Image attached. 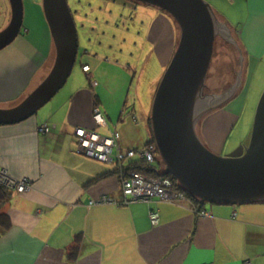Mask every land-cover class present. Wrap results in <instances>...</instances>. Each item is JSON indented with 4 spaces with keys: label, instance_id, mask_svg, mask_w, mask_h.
Returning a JSON list of instances; mask_svg holds the SVG:
<instances>
[{
    "label": "crops",
    "instance_id": "crops-1",
    "mask_svg": "<svg viewBox=\"0 0 264 264\" xmlns=\"http://www.w3.org/2000/svg\"><path fill=\"white\" fill-rule=\"evenodd\" d=\"M230 2L237 14L236 22L231 25L226 17L225 21L237 33L246 52L247 69L251 61L263 64L264 0ZM22 3V29L9 46L0 50L2 110L20 104L45 78L54 59L42 0ZM104 9L107 14L97 15L95 11L92 17L75 20L76 61L59 92L28 119L0 125V168L12 178L27 179L31 184L21 194L11 191L6 205L10 228L0 237V264H264V203L206 204L195 211L190 201L166 203L154 199L129 205L100 201L106 197L117 202L121 197L117 175L101 178L116 166L79 153L73 132L81 127L106 136L116 130L122 150L143 146L151 137L148 122L152 95L161 75L156 80L149 79L152 85L147 97L140 99L137 86L134 99L129 102L123 96L125 76V83L113 88L115 80H110L108 74L103 82H94L96 71L102 67L104 72L115 71L120 76L124 72L127 76L126 70L141 69L138 75L144 81L153 70L162 74L176 48V23L168 15L140 14L128 25L124 20L130 17L127 8L112 5ZM121 15L122 26H127L128 31L115 28ZM10 16L9 0H0V31ZM39 30L48 32V43L33 36ZM122 45L127 52L119 49ZM129 46L134 53L129 52ZM94 52L98 53L93 56ZM104 55L132 63L124 68L119 61L102 59ZM92 61L98 63L95 69ZM84 64L89 67L93 85L82 71ZM104 86L107 88L102 95ZM95 107L102 111L105 126L96 127L93 123ZM226 107L222 109V114H226L219 116L226 117L221 125L216 124L218 119L207 124L208 129L216 130L207 134L205 143L218 154L226 146L236 121L225 112ZM118 108L121 109L115 119ZM42 126L48 132L40 131ZM208 129L206 133L210 132ZM150 210L158 212L156 225L148 219ZM74 244L78 252L70 260Z\"/></svg>",
    "mask_w": 264,
    "mask_h": 264
},
{
    "label": "water",
    "instance_id": "water-1",
    "mask_svg": "<svg viewBox=\"0 0 264 264\" xmlns=\"http://www.w3.org/2000/svg\"><path fill=\"white\" fill-rule=\"evenodd\" d=\"M134 1L166 13L179 29L178 43L157 85L149 116L164 172L200 202L264 203V90L247 144L232 154L217 155L195 131L196 121L205 114L201 115L199 109L203 96L222 94L236 86V78H240L236 95L243 83L246 52L234 30L203 0ZM9 4L11 16L0 31V50L17 38L23 26L22 0H9ZM42 12L54 49L52 67L20 104L0 109V125L16 124L33 116L59 92L73 70L77 30L67 0H42ZM218 26L221 28L217 34ZM219 32L226 38H221Z\"/></svg>",
    "mask_w": 264,
    "mask_h": 264
},
{
    "label": "rangeland",
    "instance_id": "rangeland-1",
    "mask_svg": "<svg viewBox=\"0 0 264 264\" xmlns=\"http://www.w3.org/2000/svg\"><path fill=\"white\" fill-rule=\"evenodd\" d=\"M76 1L77 0H71L70 1L72 8L76 6L75 5ZM203 1H205L224 20L227 18L228 19L227 21H229V23H231V25L233 24L232 22H236L237 14L235 13L236 11L233 10V8L231 7V2L230 1H232V0H203ZM99 2H101V1H99ZM115 3H116V5H120L123 8L126 7V6H127V8L128 7L130 8L129 4L128 5H124L121 2H119L118 0H117V2H114V3L113 2H109V3L106 4V6L102 5V8L103 9L104 8H109L112 5H114ZM80 6H81V4H80ZM96 6H99V5L96 3ZM151 8L152 7H150V9L142 8V7L139 8L138 17H139L140 14L150 16V14L157 12V11L153 12V10H155L157 8L154 9V7H153L152 8L153 10ZM224 11H225L226 14L224 13ZM158 13L159 14H165L167 16L166 13H164V12H162L160 10H158ZM171 20L175 24V21H173L172 18H171ZM108 25H109V22H108ZM175 26H176L175 27V31H176V43H175V45H177L178 39H179V29H178L176 24H175ZM0 27H1V24H0ZM233 28L237 29L235 27H233ZM235 34L237 36V33H235ZM237 38L239 39L238 36H237ZM116 45H118V43H116ZM124 47L125 46L122 45L121 49L126 51ZM131 50L132 51H129V52H133L134 48L132 47ZM95 53H98V52H94V53H92V55L94 56ZM104 57H107L108 61H112L113 63H115V61H119V64L122 67H124V66L126 67L127 63H129V64L132 63V61H130V60L129 61H122L118 57L116 58V60H113L112 57H108L107 55L102 56V59H104ZM92 65H93V69H95L98 66V63L95 64L92 61ZM76 66H77V68H79L78 62L76 64ZM164 71H165V69L162 70V74H160L158 69L153 70V71L149 72L145 76L146 79L143 81V79H141L140 76L138 75V74H141V69L138 70V72H137V71L133 70V68H130V70H128V71L126 70L127 76L124 75V72H121V76H120L119 73H117L115 71H112V73L108 72V71L104 72V69L102 67H98V69L96 71V77H95V79L93 81L96 82L98 80V81L103 82L105 79H107V78H105V75L108 74L112 78V79L110 78V80H115L113 82L114 83L113 88H115L116 85L119 86L120 84L125 83V79L124 78L126 77L127 78V80H126V85L127 86H125V90H124V95L123 96H124V99L128 98V100L130 102V100L133 101V99H134L133 98V96L135 95L134 91H135L137 86H138V93L137 94L139 95L140 99L147 97V92L149 90V87H150V85H152V83L149 81V79L150 80H152V79L156 80L157 77H160V75L162 77ZM131 72H133V73H131ZM82 76H83V80H87L85 75H82ZM245 76H246V79H245ZM246 80H247V82H245ZM130 82H132V83H131V87L129 88L130 91H129L128 95H127L126 91H127V88L129 86ZM86 83H88V82L86 81ZM106 88H107V86H104V90H103L102 95H104V91H105ZM153 88H155V87H153ZM153 88H152V90H153ZM263 90H264V63L263 64L262 63L261 64H258V63L256 64V61H251L250 67L248 69H247V67H245V74H244L243 83L241 84L238 92L227 103V107L224 106L227 109L225 112L228 111L229 114L233 115L236 118V121H235L234 127L230 129L229 137H228V140H227V142L225 144L226 146L223 148V151L220 154L216 153L217 155H219V156L230 155L233 152H235L242 143L243 144L247 143V141L249 139L250 131H251V126H252V122H253L255 109H256L258 100H259ZM155 91L156 90L154 89V92H153L152 96H154ZM138 104H139V102H138ZM121 105H122V102L120 104V107H121ZM224 107L217 108V109H215V110H213L211 112H208V113H206V114H204V115H202L200 117L201 121L196 126V132H197L198 137L200 139H202L204 142L206 141V138H208L207 134H210L211 131L216 130L215 128L208 129L207 128V126H208L207 124L208 123L211 124L214 120L216 121L218 119V122L216 124L221 125V121L223 120V118L224 119L226 118V117H223V118L219 117L220 114H222V112L224 111V110L222 111V109ZM120 109L121 108H118L116 110L115 119H116V116L118 115ZM225 114H222V115H225ZM226 120L228 121V119H226ZM229 122H231V118H230ZM227 124H230V123H227ZM42 127L44 128V126H42ZM207 129L210 131L209 133H208V131L206 133ZM40 131H41V129H40ZM233 148H235V149H233ZM156 154H157L158 159L161 161L157 149H156ZM93 160H95V159H93ZM161 169L164 172V170H165L164 169V165L161 167ZM27 181H29V180H27ZM10 191H14L15 193L21 194V193H19L17 191V189H15L13 187L10 188ZM197 201L199 202L198 199H197ZM165 202L169 203L171 201L170 200H167V201L165 200ZM3 211H4V213L7 214L6 206L4 207Z\"/></svg>",
    "mask_w": 264,
    "mask_h": 264
},
{
    "label": "built area",
    "instance_id": "built-area-1",
    "mask_svg": "<svg viewBox=\"0 0 264 264\" xmlns=\"http://www.w3.org/2000/svg\"><path fill=\"white\" fill-rule=\"evenodd\" d=\"M82 71L88 73L89 67L87 65L82 66ZM93 84L94 82H91V85ZM92 121L96 127L106 125L105 117L98 107L93 109ZM41 131L48 132V128L44 126ZM74 137L79 153L99 162L115 164L119 169L130 158L138 156L148 163H153L157 156L155 155L156 146L154 143H147L134 149L122 150L119 145L120 134L116 130L110 131L108 135L104 136L94 130L77 127L74 130ZM119 181L123 201L127 199L132 203H148L153 199L162 202L170 200L171 202L169 203L189 201L185 193L173 189L171 181L164 177L153 178L141 173L130 172L128 176H121ZM0 184L9 190L13 187L19 193L26 192L31 188L29 181L26 179H14L3 168H0ZM100 201L114 202L106 197L101 198ZM201 213L204 214L203 212ZM149 219L152 225H156L159 220L158 212H150ZM244 264H249V262Z\"/></svg>",
    "mask_w": 264,
    "mask_h": 264
},
{
    "label": "trees",
    "instance_id": "trees-1",
    "mask_svg": "<svg viewBox=\"0 0 264 264\" xmlns=\"http://www.w3.org/2000/svg\"><path fill=\"white\" fill-rule=\"evenodd\" d=\"M38 29L39 28H37V30ZM47 35H48V32L43 31V30H39L38 34L33 35V36L36 39L40 40L41 43H48V36L49 35L48 36ZM239 44H240V42H239ZM240 46H241V44H240ZM84 65H82V66H84ZM148 126H149V129H150L151 137H150V140L147 143H154V140H153V137H152V132H151L150 121L148 122ZM155 155H157V154H155ZM162 166H163V164L161 163V161L158 159L157 156L155 158V162H153V163H148L146 160H142L138 156H136L134 158H130L129 160H127L122 165L121 169H119L118 167H116L112 172L107 173V174L101 176V178H103L105 176H109V175H117V177L120 179L121 176H128V174L130 172H137V173H141V174H144V175L153 177V178H156V177H164V178H167V179H169L171 181L172 188L173 189L185 193L182 190V188L180 187V185L177 183L176 179L172 175L165 174L163 172V170L161 169ZM185 194H186L188 200L190 201V203L193 205V208H194L195 211H200L203 208V206H205L206 204H208V203L202 202V201L201 202L200 201L198 202L197 201V198H195V197H193V196H191V195H189L187 193H185ZM10 195H11V191L9 189H7L6 187H4L3 185L0 184V237H1V235L4 232H6L10 228V218L3 211L4 207L7 205L8 201H9ZM123 200L124 199L121 196L120 199H119V201H117V202L114 201L113 203H115L117 205H129V204L132 203V202L129 201V199H127L126 201H123ZM134 203H136V202H134ZM141 203H143V202H141ZM152 211L153 212H157L156 210H150L149 213L152 212ZM149 213H148V219H149ZM149 221H150V219H149ZM77 249H78V246L76 244H74L72 246V248L70 249V254H69V259L70 260H74L75 259L76 255H77V252H78Z\"/></svg>",
    "mask_w": 264,
    "mask_h": 264
},
{
    "label": "flooded vegetation",
    "instance_id": "flooded-vegetation-1",
    "mask_svg": "<svg viewBox=\"0 0 264 264\" xmlns=\"http://www.w3.org/2000/svg\"><path fill=\"white\" fill-rule=\"evenodd\" d=\"M70 1L71 0H67V4H68L69 10H70V13L72 15V18L74 20V23H75V20L78 19L79 17H83V18L92 17L95 14V11H97V15L107 14V11L102 8V5L106 6V4L109 3V2H113V3L117 2V0H77L76 4H75L76 6L72 8ZM99 1H101V2H99ZM118 1L121 2L124 5H128V4L130 5V8L129 7L127 8V6L124 7V8H127L130 11V17L124 18V20L128 21L127 22L128 25L131 24L132 22L136 21V18L138 17L139 8L142 7V8L150 9L149 6L143 5L142 3L136 2L134 0H118ZM96 3L99 5L98 8L96 6H94V5H96ZM80 4H81V6H80ZM114 5H116V3ZM118 6H120V5H118ZM158 10L155 9V10H153V12L154 11L158 12ZM95 18L97 19V17H95ZM118 19L119 20L115 23V28L119 29V30L123 29V31H128V27L127 26H122V23H123V22H121L122 15L119 16ZM75 26H76V24H75ZM220 28H221L220 26L217 27V34H218V31L220 30ZM76 30H78L77 27H76ZM221 34L222 33L219 32V35L222 36L221 38L225 39L226 35H221ZM119 49H121V48H119ZM127 67L129 68L130 66L128 65ZM133 70H135V69H133ZM131 73H133V72H131ZM236 79H237L236 86H234L231 89L228 88L227 89L228 91L226 90L227 92L224 91L222 94H218V93L211 94L210 93V94H205V96H203V94H202V96L204 98L199 104L200 105L199 109L203 111V112H201V115L203 113H205V114L208 113V111L211 112V111H213V110H215L217 108L224 107L235 96L233 94H234V92L237 91V88H238V85H239V82H240V78L239 79L236 78ZM225 96L227 98L223 99V97H225ZM200 121H201V118L199 117L198 120L196 121L195 131H196V126H197L198 123H200ZM200 140L208 148L207 144L202 139H200ZM246 144L247 143H244L242 145H246Z\"/></svg>",
    "mask_w": 264,
    "mask_h": 264
},
{
    "label": "bare ground",
    "instance_id": "bare-ground-1",
    "mask_svg": "<svg viewBox=\"0 0 264 264\" xmlns=\"http://www.w3.org/2000/svg\"><path fill=\"white\" fill-rule=\"evenodd\" d=\"M88 75V79H90V82H93L92 79L89 77V73H86Z\"/></svg>",
    "mask_w": 264,
    "mask_h": 264
}]
</instances>
